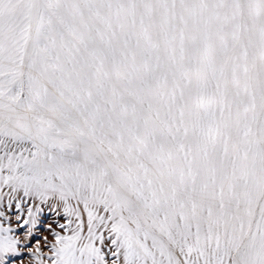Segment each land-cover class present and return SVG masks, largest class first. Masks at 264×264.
Masks as SVG:
<instances>
[{
	"label": "snow or ice",
	"instance_id": "snow-or-ice-1",
	"mask_svg": "<svg viewBox=\"0 0 264 264\" xmlns=\"http://www.w3.org/2000/svg\"><path fill=\"white\" fill-rule=\"evenodd\" d=\"M5 187L0 264H264V0H0Z\"/></svg>",
	"mask_w": 264,
	"mask_h": 264
},
{
	"label": "rangeland",
	"instance_id": "rangeland-1",
	"mask_svg": "<svg viewBox=\"0 0 264 264\" xmlns=\"http://www.w3.org/2000/svg\"><path fill=\"white\" fill-rule=\"evenodd\" d=\"M9 191L7 187L4 188ZM9 204L11 206L9 207ZM29 204L26 205L28 207ZM45 210L44 219L36 226V231L32 233V237L29 240H25V233H20V238L23 243H27V247H22V255L13 260L12 264H35V260L32 257L31 253L34 252L37 247H39L40 252L45 258V264H49L48 257L52 255L51 245L55 244V237L53 232L61 235L65 229L59 227L60 224H67V220L63 217L62 213H58L56 210L52 209V206L44 205ZM17 200L12 198L10 201L5 199V202L2 205L0 213H3L8 219L11 220L13 224L11 226L16 228V215H17ZM46 217V219H45ZM7 224H5L6 226Z\"/></svg>",
	"mask_w": 264,
	"mask_h": 264
},
{
	"label": "bare ground",
	"instance_id": "bare-ground-1",
	"mask_svg": "<svg viewBox=\"0 0 264 264\" xmlns=\"http://www.w3.org/2000/svg\"><path fill=\"white\" fill-rule=\"evenodd\" d=\"M2 192H3V197H2V199H0V211H1V208H2V205H3V203L5 202V199H7V201H10L12 198H16V200H17V204L18 203H21V197H22V193H16V194H12L11 196L9 195V192H10V190L9 191H7V190H5L4 188H3V190H2ZM27 204H29L28 205V207L29 206H31V203L29 202V201H27V200H24L23 201V208L25 209V218H27V216H26V209H27V207H26V205ZM52 209H54V210H56L58 213H62V209H57L55 206H52ZM44 215H45V210H44V208H43V211H42V213L39 215V217H38V223H37V225L38 224H41V220L42 219H44ZM45 219H46V217H45ZM13 224V223H12ZM7 226V225H6ZM17 226V225H16ZM36 231V227L33 229V232H35ZM32 232V233H33ZM68 234H70L66 229L63 231V232H61V235H68ZM19 235H20V233H19Z\"/></svg>",
	"mask_w": 264,
	"mask_h": 264
}]
</instances>
